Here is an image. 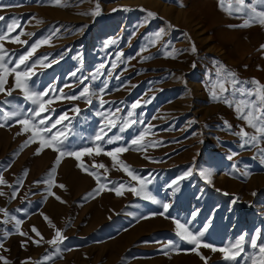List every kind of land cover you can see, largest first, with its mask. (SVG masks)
<instances>
[{"label":"rangeland","instance_id":"374dc122","mask_svg":"<svg viewBox=\"0 0 264 264\" xmlns=\"http://www.w3.org/2000/svg\"><path fill=\"white\" fill-rule=\"evenodd\" d=\"M61 4L65 6L54 0H0V16L4 17L0 33L15 20L20 26L11 36L23 32L20 39L27 41H4L6 60L14 67L33 44L48 40L35 49L27 63L44 60L51 66L37 64L30 87L34 91L51 87L55 91L50 95L56 96L63 90V96L50 105L54 111L42 115L50 116L49 123L65 112L74 117L53 129L55 132L67 125L66 150L101 145V154L81 159L90 171L107 176L100 181L107 188L95 198L88 197L97 188V180L78 167L80 161L64 157L51 188L55 195H50L46 181L58 153L45 148L37 155L38 142L23 146L30 133H22V125L16 122L30 116L27 109L36 106L24 99L20 89L11 96L0 93V110L21 112L5 121L0 111V123L5 125L0 127V174L7 181L0 185L5 193L0 195V208L9 213L5 224L0 212V256L9 264H205L192 251L194 246L176 235L175 219L187 223L194 233L208 225L203 240L216 247L241 234L250 237L256 230L264 239V139L243 145L244 138L236 133L241 127L250 134L254 130L234 108L213 100L210 92L217 62L235 71L241 80L251 82L254 78L264 84V50H260L264 26L229 27L242 24L246 17L229 15L218 6V0H61ZM97 4L100 14L92 15ZM149 11L157 15L149 17ZM161 29L165 30L161 41L149 45ZM109 40L115 43L108 44ZM193 42L195 53L191 51ZM173 48L176 54L167 56ZM101 64L105 65L102 69ZM14 83V74L9 75L5 88ZM85 86L92 93L90 105L86 98H64L78 96ZM243 87L254 86L249 83ZM137 101L140 106L132 109ZM75 106L81 109L78 115L72 111ZM129 111L134 113L132 117H128ZM109 113H115L120 123L131 119L137 123L123 131L119 123L110 131L105 128L107 135L97 142L95 137ZM149 125L145 144L156 143L146 151L137 150L131 141ZM109 138L115 142L107 143ZM122 146L129 150L120 153L119 159L151 180L148 191L154 200L128 191L136 181L119 166L113 167L106 153ZM101 163L107 172L93 169V164ZM189 168L193 174L179 180V191L169 187ZM200 171L212 173L211 184ZM119 183L125 184L123 195L107 190ZM164 203L171 207L160 215ZM45 215L66 237L58 252L57 246L47 243L56 228ZM15 220L22 221L19 229ZM33 226L42 240L32 231ZM169 240L176 242L178 249H166ZM245 248V255L236 264H250L248 253L253 250ZM199 252L210 257L207 264H231L220 252L204 247ZM48 255L53 259L44 260ZM0 264L5 261L0 260Z\"/></svg>","mask_w":264,"mask_h":264},{"label":"snow or ice","instance_id":"6c2138e0","mask_svg":"<svg viewBox=\"0 0 264 264\" xmlns=\"http://www.w3.org/2000/svg\"><path fill=\"white\" fill-rule=\"evenodd\" d=\"M54 3L59 6H65L61 4V0H54ZM218 6L221 10L227 12L229 15H237L241 17H246L243 20V23L240 25H230L229 27H250L253 24H259L264 26V0H218ZM115 10V9H114ZM92 15H99L100 8L99 4L96 5L94 12L91 13ZM149 17H155L157 14L154 12L149 11L147 13ZM4 17L0 16V20H3ZM20 25L17 21H13L11 24L6 26V31L0 33V93L7 92L8 96L12 95V92L15 89H20L21 93L25 100L30 101L31 104L35 105V108L27 109V113L30 116H25L23 119H18L16 122L22 125V133H30L28 139L24 142L23 146H27L31 143L38 142L39 147L37 148L36 154L39 155L45 148H50L53 151L57 152V158L54 162L52 169H50V178L46 181L48 184V190L50 195H55V193L51 192V188L55 186L56 181L55 177L57 174V168L61 163L64 157H74L77 161H80L78 167H80L85 172H89V174L93 175L97 180L98 186L96 189H93L92 193L88 194V197L95 198L96 195H99L103 190L107 188L106 183H100L101 179L107 180V176L104 175L103 177L97 173V171H90L89 168L83 163L82 157L85 155L92 156V155H99L103 151L101 145L96 143L94 147H83L78 151H68L65 148V142L68 139V131L67 125H64L62 129L53 132V129H56L58 125H61L63 121L69 120L74 118H69L67 112L61 115L55 121L49 123L50 116L42 115L49 111H54L50 108V105L56 99H60L63 96V90L60 89L59 96L50 95L53 93L55 89L49 87L44 91H34L32 87H30L29 82L31 78L37 75L35 68L37 64L42 65L43 67H50V64L44 63V60H37L36 62L28 65V60L31 58L33 52L37 47L41 44L48 43V40L39 41L36 44H33L31 50L27 52L25 55H21L19 59L16 61L14 67H9V61L6 60L8 56V52L4 47V41L11 40L12 42L26 44L27 41L21 40L20 36L23 35V32H20L15 37L11 36V33ZM31 35V34H29ZM165 35V30L161 29L157 33H155L154 38L148 41V44L151 46H155L158 42L161 41L163 36ZM108 44L115 43L114 40H109ZM167 47V45H165ZM147 46L142 49V51H146ZM260 50H264V44L260 46ZM191 51L195 53L197 51L195 43L193 42L191 45ZM177 50L172 49L171 51H167L165 54L167 56H174ZM121 56L123 53L120 54ZM46 59V58H45ZM119 59V57H117ZM144 59H149V57H144ZM56 61H53L55 63ZM218 64V72L216 74V79L213 82V85L210 89L211 98L218 102H223L224 104L228 105L229 107L234 108L235 112L237 113L238 117L246 122V126L254 130V134H250L245 127H241L240 131L236 133L243 139V145H248L257 142L260 139H264V84H261L259 81L253 80L251 82L244 81L239 79L237 73L231 69H229L226 65ZM24 66L23 70L21 66ZM105 65L101 64L100 68H104ZM112 67L115 68L116 64L113 63ZM195 67V64H193ZM99 72V69L97 70ZM14 74V86L10 89H6L5 85L7 83V78L9 75ZM75 75V73H73ZM86 79V78H85ZM83 81H81L82 83ZM251 83L254 87H243L244 85H248ZM92 93L90 92L89 87H83L82 91L79 95H72V96H64V98L68 100H77L80 98H86V102L90 105L92 103L91 100ZM45 97H49L45 99ZM101 104H104L105 101L101 100ZM140 106V101H137L131 105L132 109H136ZM2 111L3 119L7 121L13 117H18L21 115L19 110L16 111ZM72 111L75 114H79L81 109L79 106H75ZM117 112L120 110L117 109ZM128 117H132L134 113L129 111L127 113ZM142 123V121H140ZM120 126V130L123 131L124 129L135 125L137 120H124L120 123L119 118L116 117L115 113H109L105 116L104 124L101 126L99 133L95 137V141L99 142L104 140V137L107 135L105 132V128L109 131L112 128ZM227 127L231 129L232 125L225 121ZM5 126L3 123H0V127ZM151 125L147 126L144 131L134 138L131 141V146H135L137 150H144L146 151L147 146H154L155 141H151L148 145L145 144V136L151 131ZM22 133H17L20 135ZM115 139H121V137H116ZM115 141L112 138L107 140V143H114ZM242 145V146H243ZM22 146V147H23ZM128 147H117L114 148L112 151L106 153V155L110 156L113 161V167L119 166L130 178L132 181H136V184L133 186L128 187V191H131L136 196H143L146 200H154V197L148 191V185L151 183V180L148 177H141L137 174L136 170L132 168L131 165L127 164L125 161L119 159V154L128 151ZM231 159V157H229ZM93 169L104 168L105 172H107V168L104 164H93ZM193 174L192 168H189L178 180H174L172 185L169 187L175 186V191H179V180L186 179ZM27 175V172L24 173ZM199 175L202 176L209 184L212 183L211 172L207 171H200ZM22 180H19L18 183L22 184ZM40 183V181H37ZM114 185L117 182H111ZM7 184V181L4 179L3 175L0 174V185ZM9 187H12L9 185ZM59 187L65 188V185L60 184ZM125 188L124 183H119L118 186H114L112 188H108L109 191H114L116 195H123V190ZM5 193L0 190V195H4ZM16 192L13 191L12 198H15ZM227 195V193H225ZM255 195V193H253ZM87 198V197H86ZM56 199H61L60 197H56ZM63 202V201H62ZM171 207L170 204L164 203L163 204V212L160 215H165L168 212V209ZM0 212L4 213L5 219L3 223H8L9 213L8 209L0 208ZM155 215V213L153 214ZM194 218V216H193ZM12 219H15L12 217ZM44 219L48 221L49 225L53 228H56L54 224H52L51 220L45 215ZM175 228H176V235L179 237L180 240L185 241L194 247L192 251L196 252L198 255L201 256V259L205 261L207 264L208 259L210 257H204L200 252L199 249L201 247L208 248L212 252H220L222 254V259L224 261L231 262V264H236V262L241 259L246 252L245 246L247 245L253 251L248 253V260L250 264H264V239L261 238V231L256 230L253 235L250 237L246 234H241L237 239L234 241H230L222 247H216L213 244L204 242L203 237L205 232L207 231L208 225H205L203 231H198L194 233L190 230L187 223H181L179 219L174 220ZM22 224L21 220H15L16 228L19 229L20 225ZM32 231L36 233L37 236L43 237L39 233V231L33 226ZM21 235L27 236L28 233L20 232ZM66 239L64 237L62 230L56 228L55 236L48 240L47 243L53 246H57L56 250L59 251L58 245ZM36 244L40 243V240L33 241ZM3 245L0 244V247ZM164 247L167 248H176L178 249V245L176 242L169 240ZM53 257L51 255L45 256L44 260H52ZM0 260H4L5 264H9L5 257L0 256ZM27 264V261L24 262ZM40 264V262H37Z\"/></svg>","mask_w":264,"mask_h":264}]
</instances>
